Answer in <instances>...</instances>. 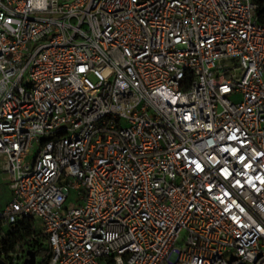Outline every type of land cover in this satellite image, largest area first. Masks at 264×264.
<instances>
[{
	"label": "built area",
	"instance_id": "1",
	"mask_svg": "<svg viewBox=\"0 0 264 264\" xmlns=\"http://www.w3.org/2000/svg\"><path fill=\"white\" fill-rule=\"evenodd\" d=\"M262 13L0 0V238L40 219L50 264H264Z\"/></svg>",
	"mask_w": 264,
	"mask_h": 264
},
{
	"label": "trees",
	"instance_id": "2",
	"mask_svg": "<svg viewBox=\"0 0 264 264\" xmlns=\"http://www.w3.org/2000/svg\"><path fill=\"white\" fill-rule=\"evenodd\" d=\"M261 20L264 21V13L261 14ZM38 232L35 229L34 219L19 220L15 229L10 231L5 238H0V259L5 264H24L28 250L36 251L38 254L41 251L47 252V256L37 264H50L52 257V249L48 241H42L46 238L43 235L37 237ZM20 252L17 261L14 262L11 253ZM10 261V262H9Z\"/></svg>",
	"mask_w": 264,
	"mask_h": 264
},
{
	"label": "rangeland",
	"instance_id": "3",
	"mask_svg": "<svg viewBox=\"0 0 264 264\" xmlns=\"http://www.w3.org/2000/svg\"><path fill=\"white\" fill-rule=\"evenodd\" d=\"M10 181L7 179H0V194H1V201L2 206H5L12 198V191L10 189ZM79 203L77 202V198L74 192H72V200L69 204L70 207L78 206ZM35 229L39 233L42 229V221L40 219L35 220ZM42 241H48L47 238H43ZM13 257H17L20 255V252H13L11 253ZM47 256V252L41 251L37 254V263H40L45 257ZM24 260V258H23Z\"/></svg>",
	"mask_w": 264,
	"mask_h": 264
},
{
	"label": "water",
	"instance_id": "4",
	"mask_svg": "<svg viewBox=\"0 0 264 264\" xmlns=\"http://www.w3.org/2000/svg\"><path fill=\"white\" fill-rule=\"evenodd\" d=\"M1 264H5L2 259H0ZM24 264H37V254L34 250L27 251V257L24 259Z\"/></svg>",
	"mask_w": 264,
	"mask_h": 264
},
{
	"label": "flooded vegetation",
	"instance_id": "5",
	"mask_svg": "<svg viewBox=\"0 0 264 264\" xmlns=\"http://www.w3.org/2000/svg\"><path fill=\"white\" fill-rule=\"evenodd\" d=\"M10 262V261H9ZM1 264V263H0Z\"/></svg>",
	"mask_w": 264,
	"mask_h": 264
}]
</instances>
